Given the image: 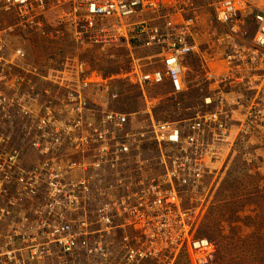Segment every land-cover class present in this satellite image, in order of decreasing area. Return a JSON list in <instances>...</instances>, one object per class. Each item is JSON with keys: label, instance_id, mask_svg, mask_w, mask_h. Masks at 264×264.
<instances>
[{"label": "built area", "instance_id": "1", "mask_svg": "<svg viewBox=\"0 0 264 264\" xmlns=\"http://www.w3.org/2000/svg\"><path fill=\"white\" fill-rule=\"evenodd\" d=\"M58 1L57 18L77 45L104 49L126 39L144 46L122 78L146 106L113 110L121 94L109 87L114 76L75 79L62 67L54 69L63 78L55 76L59 91L51 96L27 77L38 69L25 66L23 46L15 48L22 63L14 71L4 36L14 28L0 30V264H171L182 248L194 264H207L214 243L191 233L202 206L184 197L198 194L207 175L264 129V10L253 12L259 26L247 40L235 33L246 0L213 2L214 20L231 25L236 39L228 34L224 69L207 72L203 103L171 121L156 119L157 99L147 89L169 82V95L186 91V61L199 50L195 1ZM0 6L17 12V26L41 25L53 9L47 0ZM99 82L101 103L92 104L83 92ZM66 150L73 158L61 159Z\"/></svg>", "mask_w": 264, "mask_h": 264}, {"label": "rangeland", "instance_id": "2", "mask_svg": "<svg viewBox=\"0 0 264 264\" xmlns=\"http://www.w3.org/2000/svg\"><path fill=\"white\" fill-rule=\"evenodd\" d=\"M194 1L199 8L198 29L195 33L199 50H195L186 61V91L169 95V82L147 89V95L157 99L153 100L156 104L153 112L159 120L177 121L193 115V107L203 103L207 72L220 73L224 69L226 54L233 43L232 37H228L232 26L219 24L213 18L211 6L217 0ZM246 2L249 10L236 21L235 33H241L248 40L259 26L252 14L264 10V0ZM47 3L53 9L41 17V25L31 26L27 23L17 26V12L8 13L0 6V30L14 28L13 32L7 29L4 35L10 47L8 53L13 56L15 48L23 46L26 49L23 60L25 66L38 69L35 74L27 73V77L42 90L49 88L52 96L59 91L55 85V76L59 73L54 69L59 70L60 67L66 73L65 76L75 79L114 76L108 80L109 87L120 90L121 94L109 107L120 111L145 108L146 102L141 91L128 78H122L123 72L132 70V56L141 57L146 53L144 46L139 42L127 43L126 39L104 49L90 44L77 45L72 41L69 29L57 18L62 8L59 1L47 0ZM231 35L236 39L233 33ZM21 63L22 59L17 58L15 72L19 71L17 69ZM59 77L63 78V75L57 79ZM101 83L92 84L83 92L89 96L92 104L101 103L98 98L104 90ZM70 86L77 89L78 82ZM60 90L63 92L65 89L61 87ZM12 132L8 130L10 137L15 138ZM65 157L73 158L67 150L61 159ZM75 158L83 156L76 155ZM223 161L220 169L205 177L203 186L197 190L198 194L184 197L186 205L194 201L202 206L191 233L194 237H207L214 243V256L207 264H264V129L254 133L248 143L230 153ZM143 264L166 262L163 259H158V262L148 259ZM171 264H194L188 248L179 250Z\"/></svg>", "mask_w": 264, "mask_h": 264}, {"label": "bare ground", "instance_id": "3", "mask_svg": "<svg viewBox=\"0 0 264 264\" xmlns=\"http://www.w3.org/2000/svg\"><path fill=\"white\" fill-rule=\"evenodd\" d=\"M16 15V14H15ZM31 26V25H30ZM32 28V27H31ZM26 30V29H25ZM187 41H188V39H185L184 40V43H187ZM61 76V75H60ZM8 136L10 137L11 135H9V133H8ZM11 138V137H10ZM204 238H206V239H208L207 237H204ZM189 250V249H188ZM211 263V262H210Z\"/></svg>", "mask_w": 264, "mask_h": 264}]
</instances>
